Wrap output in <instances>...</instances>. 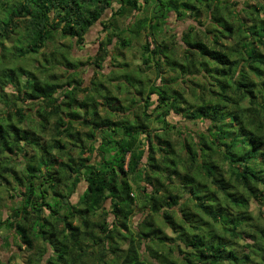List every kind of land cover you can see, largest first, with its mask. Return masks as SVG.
Segmentation results:
<instances>
[{
  "label": "trees",
  "instance_id": "trees-1",
  "mask_svg": "<svg viewBox=\"0 0 264 264\" xmlns=\"http://www.w3.org/2000/svg\"><path fill=\"white\" fill-rule=\"evenodd\" d=\"M256 1L241 9L252 19L241 28L237 69L226 52L239 44L225 43L235 31L222 32L229 15L240 17L237 0H0V97L10 87L18 94L0 115V238L15 239L24 264H264V71L256 66L264 67V2ZM171 14L204 28L182 34V54L166 37ZM96 25L106 41L91 64L102 70L110 58L109 82L125 65L131 84L83 89L79 69L89 63L64 51L36 69L18 64L58 38L70 40L68 51L82 46ZM143 39V66L129 73L127 52ZM171 114L210 122L208 135L184 137ZM136 210L144 220L131 230Z\"/></svg>",
  "mask_w": 264,
  "mask_h": 264
},
{
  "label": "rangeland",
  "instance_id": "rangeland-1",
  "mask_svg": "<svg viewBox=\"0 0 264 264\" xmlns=\"http://www.w3.org/2000/svg\"><path fill=\"white\" fill-rule=\"evenodd\" d=\"M239 2V7H238V11L241 12L240 13V17L244 19L245 23L242 22L241 18L239 16H236V14L234 13L233 15H229L227 17V26L224 23L222 29H223V33L226 37L229 38V33L234 30V36L231 37L232 40H235V43L233 41V43H231V40H227L225 43L226 44H231V45H237L235 48H232L231 50H229L228 52H226V54H228V56L230 57V59L232 61H237L239 62V64H235V67H237V69L241 68L243 65V61L244 58L241 55V52L239 51L238 47L240 48L242 46V43L240 41V38L243 37L245 34L243 33V29L241 30L242 27L247 28L246 30H248V27L246 25L251 24L250 20H247L248 18H250L247 14L243 13L241 11L242 8L247 9V3L249 2L250 4H255L257 1L256 0H237ZM262 2H264V0H261ZM249 11V10H248ZM7 12H4V18L7 17ZM261 16L264 18V12L261 13ZM230 17V20H228V18ZM240 18V20H239ZM252 19V18H250ZM196 25V29L197 30H203L204 28L201 27V23H195L192 19H186V20H179V18H177V16L171 14V17L169 18V22L167 25V40L169 43H171V45H173L174 47L177 48L179 54H182V50L183 48H181V45H183L182 42V34L184 32H187L188 29L190 28V26L192 25ZM230 28L231 31L228 29ZM245 30V33H246ZM258 31V29H256ZM19 37V36H18ZM237 40H236V39ZM239 38V39H238ZM246 38V37H244ZM16 37L12 38L11 40L5 42L7 44V46L9 48H11L13 45L16 44ZM106 33L103 32V28L100 25H96L88 34L86 41L84 43V45H77V44H73V48L71 51H68L66 48H68V46L70 45V40L69 39H60L58 38L55 42H53L52 44H50L46 49H44L41 53L35 55V56H29L27 58H22L18 60V64L19 65H25V67H33V69H36L38 67V63L44 62L45 58H50L51 55L53 56V58H61V52L64 51V53H66L68 56L70 55V57L73 59V61H78V62H84V63H89L86 66H83L79 69L81 74V77L83 79V85L82 88L85 89L86 87H93L95 88L96 85L98 84H104L108 87V89H111L113 91L114 87L117 85V83L123 81L122 77L124 76L125 72H124V68L125 65L122 68V72L118 71V75H117V82H109L108 78L113 77L112 73L114 72L115 68L112 66V63L110 61V58L106 59L105 63H104V68L102 70H99L97 67H95L94 65H92L90 62L91 58H94L98 51H99V47L100 44L102 42H105L106 40ZM230 39V38H229ZM15 40V41H14ZM150 41V40H148ZM145 41L143 40H139L135 43V49L131 50L130 52H127V59L130 60L129 63V73H136V71H139V69H141L142 65V54L143 53H139L138 51L139 46H141L142 44H144ZM244 44V43H243ZM249 44V43H246ZM65 47V48H64ZM58 49L59 52H56ZM110 49H113V46L110 47ZM61 50V51H60ZM225 51V49H224ZM8 54H12L14 51L13 50H8L7 51ZM52 53H57L59 54V56L56 54L57 57H54V54ZM139 53V54H137ZM2 56V52H0V57ZM170 57L172 58L173 61L177 60V54L172 53L170 55ZM245 57V56H244ZM122 61V59H121ZM30 63H32V65H30ZM37 63V64H36ZM10 64V63H9ZM219 69L224 70L222 65H217ZM259 69L264 71V67H260L258 65H256ZM255 66V67H256ZM68 68H70L71 72H74V68L72 66H68ZM138 69V70H136ZM58 75H62L63 76V68H58L56 70H54ZM127 74L128 76H132L130 74ZM6 73L2 74L5 75ZM101 74L103 76H105L104 78L101 76ZM222 82H224L226 79L223 78L221 79ZM261 82V85L264 84V78L259 80ZM94 82V83H93ZM125 82L126 84H129L130 81L128 80V78H125ZM131 84V83H130ZM182 84V82H181ZM186 89L188 88L187 86ZM116 92V91H114ZM191 93V92H189ZM18 96L17 92L14 91L11 87L7 89V91H5V94H3V97H0V115L1 116H5L6 115V105L9 104V99H13L16 100V97ZM82 96V94L80 95ZM20 106L25 107V108H30L32 107L31 104L29 103H23L22 101H19L18 103ZM35 110V109H34ZM27 111L28 115H32L35 116V118H37V115L35 114V111ZM34 111V112H33ZM170 120L172 123L178 125V127L180 129H182V132H184V137H186L187 134H192L195 137L201 133H208V127L210 126V122L208 121H204V122H186L183 121L180 117H177V115L175 114H171L170 116ZM24 128H27L26 126H24ZM208 135V134H207ZM173 139H177V135L175 134V132L173 133ZM176 141V140H175ZM152 187L147 186V191L152 192ZM86 190V184L81 183L79 188H78V192L72 197V202L76 203L79 200V195L83 194ZM109 204H106V209L109 210ZM251 211L252 213H254L256 215V213H259V209L257 207V205L253 202L251 204ZM100 215V214H99ZM102 219L104 218L103 215ZM148 216V215H147ZM113 216L110 215V217H108V222H112L113 221ZM95 221H101L100 217H96L94 218ZM144 220V215L141 211L136 210V212L131 216L130 220L128 221V226L131 230H136L139 227V224ZM158 223V225H160L161 228L162 224L161 219L158 217H156L155 219ZM165 233L167 234V236L172 240L171 242H168L169 245L174 244L177 241V235L172 232V230L170 228H164ZM191 233L193 234L192 236H195L196 233L194 230H190ZM208 231L206 230V233L204 235V237H206L207 239L211 240V238H209V234ZM15 239H13V237H11V239L9 240L10 244H8L6 241L2 240L0 238V264H8L9 262H12L11 264H24V260H25V256L27 255L26 253L20 251L18 249V247L16 246ZM179 243V242H178ZM244 243H246L245 241L241 242V245H243ZM177 244V242L175 243ZM239 250L242 251L243 247H239ZM253 254L257 253V249L254 248L253 249ZM16 255V256H15Z\"/></svg>",
  "mask_w": 264,
  "mask_h": 264
},
{
  "label": "crops",
  "instance_id": "crops-1",
  "mask_svg": "<svg viewBox=\"0 0 264 264\" xmlns=\"http://www.w3.org/2000/svg\"><path fill=\"white\" fill-rule=\"evenodd\" d=\"M174 15V14H173ZM176 16V15H175ZM168 31V30H167Z\"/></svg>",
  "mask_w": 264,
  "mask_h": 264
}]
</instances>
